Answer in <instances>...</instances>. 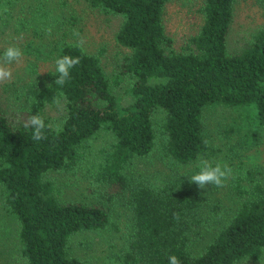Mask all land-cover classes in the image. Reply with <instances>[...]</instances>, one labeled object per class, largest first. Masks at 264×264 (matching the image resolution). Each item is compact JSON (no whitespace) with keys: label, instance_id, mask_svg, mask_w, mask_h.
Here are the masks:
<instances>
[{"label":"trees","instance_id":"1","mask_svg":"<svg viewBox=\"0 0 264 264\" xmlns=\"http://www.w3.org/2000/svg\"><path fill=\"white\" fill-rule=\"evenodd\" d=\"M92 8L121 19L118 44L129 51L112 77L98 56L82 52L77 43L57 41L37 50L51 59L53 70L40 84L27 87L24 116H7L0 107V185L6 210L18 223L19 252L25 264H86L69 253L72 237L112 226L110 210L123 199L131 211L130 231L112 264H237L258 260L264 252V175L248 174L249 184L235 183L236 208L210 240L193 249L192 230L209 204L207 188L189 181L199 169L167 178L137 177L136 158L155 147L172 171L214 153L203 120L211 106L233 109L251 141L264 128V27L236 51L227 43L237 0H201L202 24L176 49L163 16L171 0H84ZM260 3L264 16V0ZM79 56L71 79L55 84V60ZM127 77L121 95L114 88ZM149 77L156 79L149 83ZM63 93L60 96L59 93ZM129 103H123L124 96ZM61 105L51 120L48 106ZM41 114L46 138L33 141L24 124ZM226 127L223 135L236 131ZM246 126V125H244ZM102 138L103 143H95ZM252 144V143H251ZM50 171H82L100 184L93 201L60 198ZM262 176V177H261Z\"/></svg>","mask_w":264,"mask_h":264},{"label":"rangeland","instance_id":"2","mask_svg":"<svg viewBox=\"0 0 264 264\" xmlns=\"http://www.w3.org/2000/svg\"><path fill=\"white\" fill-rule=\"evenodd\" d=\"M200 3L201 0H171L166 5L163 22L176 49L195 35L202 24L198 11ZM120 23V17L92 8L84 0H0V58L11 45L20 47L24 53L19 63L11 65L12 78L0 82L2 111L7 116L16 117L27 113V87L37 82L40 84L46 79L48 72L53 70L51 59H42L37 55V50L47 49L54 40L78 43L73 36L74 31H78L86 39L84 50L99 57L109 76L115 75L123 55L129 51L116 41ZM263 27L264 16L260 3L256 0H237L228 36V50L241 49L250 40V36ZM123 78L120 85L114 88L117 95H121L129 85L130 79ZM124 98L122 101L125 104L131 100L126 96ZM61 113L60 104L46 108V114L52 121L58 120ZM203 120L214 150L206 160L213 164L226 163L233 171L224 187L207 186L209 204H216L218 210L205 212L202 223L193 228L190 235L193 240L192 248L197 250L210 240L220 223L236 208L239 198L234 191L235 183L239 181L242 185L249 184L250 173L256 178L258 174L264 175V128L260 130L259 137L251 141L245 133L251 124H245L236 111L224 106H211L204 113ZM230 125L236 134L227 138L223 132ZM95 143L101 146L102 138L95 140ZM160 151L157 146L148 156L136 158L131 167L133 175L160 179L187 173L198 166V162L184 167L176 166L178 171L175 173L171 169L174 166H169L167 160L161 157ZM45 176L54 182L63 200L90 202L102 190L100 184L82 171H50ZM110 216L111 227L84 231L72 237L69 253L81 258L86 264H112L130 231L131 211L123 199H119L112 206ZM17 233L18 223L6 210L4 189L0 185V264H25L19 252ZM260 261L264 264V252L258 260H243L237 264H260Z\"/></svg>","mask_w":264,"mask_h":264},{"label":"clouds","instance_id":"3","mask_svg":"<svg viewBox=\"0 0 264 264\" xmlns=\"http://www.w3.org/2000/svg\"><path fill=\"white\" fill-rule=\"evenodd\" d=\"M49 33L51 29L48 30ZM74 38L77 39L78 47L82 52L84 51V45L87 43L86 39L80 35L78 31L73 32ZM23 51L20 47L11 45L7 47L2 58H0V82H5L12 78L11 65L19 63L23 58ZM81 62L79 56L73 57L71 55H62L55 60V73L59 78L55 81L56 85L61 88L71 79L72 70ZM155 77H149V83L155 80ZM63 96V93H59ZM59 106V99L56 100ZM25 128L32 129L33 141H40L46 138L45 130L50 128V124H46L44 117L41 114L31 115L27 122L24 124ZM198 171L191 175L189 181L192 184L198 185L200 189H205L207 186L212 185L217 188H222L228 179L232 177V169L226 163L216 162L215 164L209 162L206 159L198 157ZM169 264H181L179 258L176 255H170L168 257ZM260 264L262 262L260 261Z\"/></svg>","mask_w":264,"mask_h":264}]
</instances>
